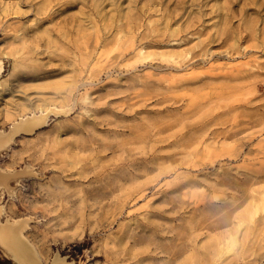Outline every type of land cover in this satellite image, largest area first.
Here are the masks:
<instances>
[{
    "label": "rangeland",
    "instance_id": "374dc122",
    "mask_svg": "<svg viewBox=\"0 0 264 264\" xmlns=\"http://www.w3.org/2000/svg\"><path fill=\"white\" fill-rule=\"evenodd\" d=\"M0 65V131L45 116L0 148L43 262L264 264V0H0Z\"/></svg>",
    "mask_w": 264,
    "mask_h": 264
},
{
    "label": "bare ground",
    "instance_id": "6f19581e",
    "mask_svg": "<svg viewBox=\"0 0 264 264\" xmlns=\"http://www.w3.org/2000/svg\"><path fill=\"white\" fill-rule=\"evenodd\" d=\"M1 70H2V66L0 65V72ZM44 121H45V116L40 115V113L39 114L33 113L31 115L24 116V117L22 116L21 118H19V120H15L14 122H12V124L9 125V128L7 131L5 132L0 131V148L8 144L9 141L17 133L31 132L37 126H40V124H42ZM164 171H165V168L162 167L159 173H163ZM10 175L11 174L9 175L4 174L3 172L0 171V187L6 186V182L8 181ZM156 179H157L156 176H151V177H148V179L145 180L141 184L131 185L130 187L127 188V190L126 189L123 190L124 188L123 187L122 190L125 191L124 192L125 195L123 196V199L133 201L139 197H145L147 195V189L154 186V182L157 181ZM4 212H5V208L2 204H0V217ZM8 219H5L4 221L0 219V246L3 247L10 254L11 258L15 262H17L18 264H74V263H71L70 261H67L64 257H62L59 254H54V256H52L48 262H43L37 255L32 242H30V240H28V238L24 234L26 230V221L21 220V219L20 220H16V219L8 220ZM176 252L178 251H173L170 254V256L172 257L174 256L175 258ZM171 261H173V258Z\"/></svg>",
    "mask_w": 264,
    "mask_h": 264
},
{
    "label": "trees",
    "instance_id": "16d2710c",
    "mask_svg": "<svg viewBox=\"0 0 264 264\" xmlns=\"http://www.w3.org/2000/svg\"><path fill=\"white\" fill-rule=\"evenodd\" d=\"M0 264H11L8 260L0 257Z\"/></svg>",
    "mask_w": 264,
    "mask_h": 264
},
{
    "label": "crops",
    "instance_id": "0c3cea01",
    "mask_svg": "<svg viewBox=\"0 0 264 264\" xmlns=\"http://www.w3.org/2000/svg\"><path fill=\"white\" fill-rule=\"evenodd\" d=\"M0 257L3 258V259H6L5 257H3V256H1V255H0ZM6 260H8V259H6ZM8 261H9L11 264H18V263H14V262H12V261H10V260H8Z\"/></svg>",
    "mask_w": 264,
    "mask_h": 264
}]
</instances>
